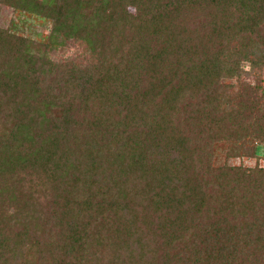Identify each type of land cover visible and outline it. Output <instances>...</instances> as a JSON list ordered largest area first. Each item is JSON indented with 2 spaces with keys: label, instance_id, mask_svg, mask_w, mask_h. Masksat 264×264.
<instances>
[{
  "label": "trees",
  "instance_id": "trees-1",
  "mask_svg": "<svg viewBox=\"0 0 264 264\" xmlns=\"http://www.w3.org/2000/svg\"><path fill=\"white\" fill-rule=\"evenodd\" d=\"M0 3V264H264V0Z\"/></svg>",
  "mask_w": 264,
  "mask_h": 264
},
{
  "label": "rangeland",
  "instance_id": "rangeland-1",
  "mask_svg": "<svg viewBox=\"0 0 264 264\" xmlns=\"http://www.w3.org/2000/svg\"><path fill=\"white\" fill-rule=\"evenodd\" d=\"M0 27L11 29L18 36L29 39L30 43H32L31 52L36 55H44L46 53L52 62L74 61L86 64L90 59L89 52L73 40H65L63 44L54 45L55 47H46L47 38L51 31V22L44 14L27 12L18 7L0 3ZM47 48L48 50L46 51ZM245 69L249 70V66L246 65ZM244 79L252 84L255 83L253 77L245 76ZM261 79L262 84H264V69ZM227 151V145L218 148L214 160L215 165L221 166L228 163L234 166L255 167L260 165L264 167V154L259 158L243 155L230 157L227 156Z\"/></svg>",
  "mask_w": 264,
  "mask_h": 264
}]
</instances>
